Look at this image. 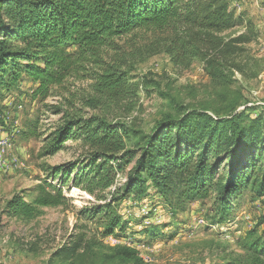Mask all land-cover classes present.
Wrapping results in <instances>:
<instances>
[{
    "label": "trees",
    "instance_id": "obj_1",
    "mask_svg": "<svg viewBox=\"0 0 264 264\" xmlns=\"http://www.w3.org/2000/svg\"><path fill=\"white\" fill-rule=\"evenodd\" d=\"M237 26L243 30L229 32ZM138 32L151 36L150 55L164 53L176 65L197 60L209 80L223 87L235 82V73L254 78L263 67L247 49L257 29L251 19L235 16L231 0H0V98L25 77L39 100L69 79L86 82L90 95L80 97L86 106L102 104L103 96L120 100L137 87L129 83L124 47L116 38ZM142 83L159 87L152 80ZM67 103L70 108L53 107L59 118L41 153L51 156L66 141H77L80 156L46 165V176L14 193L3 208L8 217L30 221L44 207L67 203V183L92 196L95 201L78 215L100 227L87 235L74 225L54 258L67 264H158L130 243L104 242L108 236L121 239L127 223L117 207L129 195L141 199L152 191L172 218L209 198L210 226L228 220L243 192L264 197V105L238 110L234 102L222 113L178 105L177 114L165 113L146 133L123 121L84 115L82 107ZM167 226L149 223L139 232L154 240L165 236ZM235 245L238 251L221 259L226 264H264V230L248 229Z\"/></svg>",
    "mask_w": 264,
    "mask_h": 264
},
{
    "label": "rangeland",
    "instance_id": "obj_2",
    "mask_svg": "<svg viewBox=\"0 0 264 264\" xmlns=\"http://www.w3.org/2000/svg\"><path fill=\"white\" fill-rule=\"evenodd\" d=\"M231 8L235 16L240 14L244 20L251 19L257 29V38L247 45L249 53L263 61V67L254 78L235 73L233 84L224 87L214 84L197 60L188 65H176L164 53L150 55L146 47L151 36L138 32L135 36L116 38L124 47L127 60L123 68L128 69L129 83L137 87L120 100L103 96L102 104L86 106L80 100L82 95L89 94L86 82L71 79L64 88L60 87L43 100L32 97L34 85L25 77L7 91L2 90L0 126L4 125L2 118L5 117L6 125L16 131L9 134L11 147L0 148V161L4 156L9 169L4 171L0 164V264H67L54 258L52 253L66 241L73 226L87 235L100 227L97 221L78 215L82 207L95 200L71 183L62 186L68 199L66 204L44 207L41 215L33 220L11 218L3 212L6 200L14 193L31 189L46 176V165L73 161L81 154L80 142L66 141L57 153L42 156L43 139L59 118V114L53 112L55 105L67 109L70 108L67 101L72 100L74 107L83 108L84 115L98 114L109 121H123L146 133L165 113L177 114L178 105L205 107L220 113L234 102H239L238 110L244 106L264 105V0H231ZM242 30L237 26L229 32ZM74 49L71 47L69 51ZM145 80L155 81L159 87L144 85ZM131 166L132 163L118 174L117 185L125 181ZM49 181L60 186L57 179ZM210 204L209 198L196 200L187 211L172 218L160 197L152 191L141 199L129 195L117 207L127 223L121 239L108 236L104 242L109 245L130 243L143 258L158 264H226L227 260H221L222 257L227 259L238 251L236 241L248 229L264 230V197L243 192L228 220L211 226ZM149 223L168 224L165 236L145 239L139 231Z\"/></svg>",
    "mask_w": 264,
    "mask_h": 264
},
{
    "label": "built area",
    "instance_id": "obj_3",
    "mask_svg": "<svg viewBox=\"0 0 264 264\" xmlns=\"http://www.w3.org/2000/svg\"><path fill=\"white\" fill-rule=\"evenodd\" d=\"M2 120L4 122V125L0 126V148H1V140L5 139V138H9L10 132L16 131V128L12 129L11 127L9 128L8 125H6L5 117H3ZM2 169H4V171L9 170V169H7V167L5 165V157L4 156H2Z\"/></svg>",
    "mask_w": 264,
    "mask_h": 264
},
{
    "label": "bare ground",
    "instance_id": "obj_4",
    "mask_svg": "<svg viewBox=\"0 0 264 264\" xmlns=\"http://www.w3.org/2000/svg\"><path fill=\"white\" fill-rule=\"evenodd\" d=\"M11 134V133H10ZM13 134V133H12ZM12 139V138H11ZM11 147L10 140L8 138H5L1 140V148L9 149ZM11 158V157H10ZM9 160V159H8ZM18 160V159H17ZM9 162V161H8ZM0 164L2 165V161H0Z\"/></svg>",
    "mask_w": 264,
    "mask_h": 264
},
{
    "label": "crops",
    "instance_id": "obj_5",
    "mask_svg": "<svg viewBox=\"0 0 264 264\" xmlns=\"http://www.w3.org/2000/svg\"><path fill=\"white\" fill-rule=\"evenodd\" d=\"M155 240V239H154ZM158 240V239H157ZM169 243H172V241H170ZM175 257V256H174Z\"/></svg>",
    "mask_w": 264,
    "mask_h": 264
}]
</instances>
